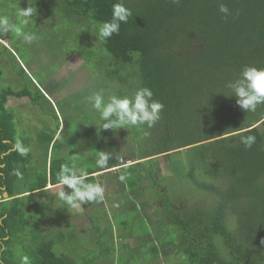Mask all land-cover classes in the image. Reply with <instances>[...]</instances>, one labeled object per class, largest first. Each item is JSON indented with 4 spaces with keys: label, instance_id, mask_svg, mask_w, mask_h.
<instances>
[{
    "label": "trees",
    "instance_id": "1",
    "mask_svg": "<svg viewBox=\"0 0 264 264\" xmlns=\"http://www.w3.org/2000/svg\"><path fill=\"white\" fill-rule=\"evenodd\" d=\"M60 1L67 15L98 28L111 19L113 4L120 2ZM220 2L227 4L231 16L225 18L219 12ZM124 3L132 10L128 23L121 25L119 35L102 41L104 52L117 68L109 76L120 88L101 90L106 95L124 96L149 87L154 99L164 105L155 127L129 128L136 147L130 165L117 154L110 130L96 133L94 150L87 158L53 157L49 161L46 152L44 163L31 165V152L23 157L13 151L17 140L26 147L27 141L18 134L16 116L7 108L9 99L30 97L38 106L48 95L33 82L14 50L2 45L19 65L24 87L1 86L5 72L0 70V264H23L20 256L27 258V264H79L57 248H67L75 241L72 230L46 239L36 227L31 245L24 244L21 233L27 207L37 211L38 199L47 197L48 186H58L60 166L78 169L88 162H92L84 169L88 181L96 182L100 173L114 174L109 191L125 194L129 209H137L138 219L148 218L151 197L161 200L169 214L168 234L157 237L165 257L173 255L187 264H264V106L247 113L237 105L235 96H228L231 92L226 86L244 66L264 68V0ZM60 86L54 90L60 91ZM59 131L57 127L40 135L47 150L51 146V151L63 149ZM244 135L256 137L250 149L241 143ZM100 151L110 156L103 168L96 163ZM162 161L164 165L170 161L172 176L211 195L215 200L212 206L192 207L186 212L173 206L159 181L164 172ZM17 171L22 179L14 174ZM120 175L126 179L121 181ZM230 221L235 225L233 230ZM105 234L106 230L99 233L100 244L108 243L103 242ZM110 253L115 254L114 247Z\"/></svg>",
    "mask_w": 264,
    "mask_h": 264
},
{
    "label": "rangeland",
    "instance_id": "2",
    "mask_svg": "<svg viewBox=\"0 0 264 264\" xmlns=\"http://www.w3.org/2000/svg\"><path fill=\"white\" fill-rule=\"evenodd\" d=\"M29 6L28 0H0V15H7L16 22L15 14L19 7ZM63 6L60 0L36 3L38 15L25 28L26 31H35L40 36L39 41L32 45L24 44L14 33L0 35V52L3 54H0V70L5 72L1 86H10L16 90L24 87L21 77L18 76L21 75L20 67L5 52L4 45L11 52L14 50L33 82L48 95L38 106L34 105L30 97H13L7 104V108L16 116L20 138H24L27 147L31 149V165L44 163L46 152L49 154V161L53 157L87 158L94 150L99 115L86 102L85 97L102 88H120L109 76L117 68L114 60L104 52L102 41L96 37L98 27L67 15L62 10ZM60 84V91L54 90ZM57 127H60L56 134L57 137L61 134L63 149L51 151V146L47 150V143L41 142L40 135L56 130ZM109 136L117 154L130 165L136 154L130 129L110 130ZM169 162L162 165L164 172L161 173L159 181L162 193L169 194L172 205L185 212L192 207L212 206L215 200L211 195L202 193L188 182L171 175ZM91 166L92 162H88L85 167ZM85 167L78 170H84ZM113 176L114 174L104 176L100 173L95 177L96 182L105 188V200L102 203H90L75 210L55 199L61 186L52 189V186H48L47 197L38 199L35 206L37 211L27 207L25 228L21 233L24 244H32L36 227L42 234L41 238L46 239L72 230L75 241L67 245V248H57L66 251L79 264H187L185 259L173 255L165 257L163 246L157 241L158 236L168 234L166 226L169 214L161 200L155 195L151 197L153 206L147 215L149 219H138L135 216L137 209H129L131 204L125 194L116 195L109 191V179ZM65 191L70 190L65 186ZM123 223L127 224L126 227L122 226ZM229 226L232 230L235 229L231 221ZM105 230L103 242L108 243L100 244L99 233ZM112 247L115 248L114 255L110 253ZM24 258L25 256L19 257L22 261Z\"/></svg>",
    "mask_w": 264,
    "mask_h": 264
},
{
    "label": "clouds",
    "instance_id": "3",
    "mask_svg": "<svg viewBox=\"0 0 264 264\" xmlns=\"http://www.w3.org/2000/svg\"><path fill=\"white\" fill-rule=\"evenodd\" d=\"M37 0H28L30 5L16 12V22L7 16L0 15V35L14 33L24 44L32 45L39 41L40 36L35 31H26L25 28L34 21L33 17L38 15L36 7ZM171 3L179 5L182 0H170ZM219 12L225 18L232 15L226 3H219ZM132 16V10L126 6L124 0L112 6V17L104 21L98 28L96 37L100 41L111 38L114 34L119 35L121 25L127 24ZM231 95L235 96L237 105L247 113H255L258 108L264 106V68L244 66L239 75L227 83ZM87 103L99 115L100 130L129 129L132 127L151 129L161 119L164 109L163 103L154 99V92L149 87H139L131 95L120 96L117 94L106 95L104 90L94 91L85 97ZM147 135V133H145ZM256 142L254 135H244L241 143L246 149H250ZM13 151L20 156L27 157L31 151L21 141L17 140L13 145ZM110 159L109 154L99 152L97 166L105 167ZM22 179L21 173H14ZM119 179L124 181L125 175ZM56 183L61 186L55 194L63 204L71 209H80L83 205L90 203H102L105 200V188L99 182H88V173L78 170L74 166L61 165L56 174ZM65 186L70 191H65ZM35 192V191H34ZM38 193V192H35ZM27 264V258L23 259Z\"/></svg>",
    "mask_w": 264,
    "mask_h": 264
},
{
    "label": "crops",
    "instance_id": "4",
    "mask_svg": "<svg viewBox=\"0 0 264 264\" xmlns=\"http://www.w3.org/2000/svg\"><path fill=\"white\" fill-rule=\"evenodd\" d=\"M53 187H51V189H52Z\"/></svg>",
    "mask_w": 264,
    "mask_h": 264
}]
</instances>
